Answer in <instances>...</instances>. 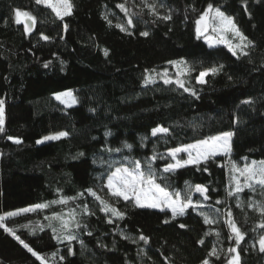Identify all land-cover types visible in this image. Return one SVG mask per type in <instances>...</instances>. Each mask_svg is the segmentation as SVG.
Masks as SVG:
<instances>
[{
	"label": "trees",
	"instance_id": "obj_1",
	"mask_svg": "<svg viewBox=\"0 0 264 264\" xmlns=\"http://www.w3.org/2000/svg\"><path fill=\"white\" fill-rule=\"evenodd\" d=\"M69 2L61 19L36 0H0V215L49 205L0 222V264H42L20 241L43 264H229L237 252L239 264H264V187L229 195L236 168L264 160V0ZM210 4L247 38L237 55L197 32ZM17 9L35 17L31 32L16 23ZM66 90L76 97L70 108L54 100ZM157 127L168 134L152 136ZM60 132L68 135L37 144ZM225 132L233 133L230 153L163 172L166 152ZM136 160L195 204V187L206 188L204 207L173 216L109 195L111 171ZM46 217L69 221L76 239H57L49 225L59 221ZM229 221L244 236L238 246Z\"/></svg>",
	"mask_w": 264,
	"mask_h": 264
},
{
	"label": "snow or ice",
	"instance_id": "obj_2",
	"mask_svg": "<svg viewBox=\"0 0 264 264\" xmlns=\"http://www.w3.org/2000/svg\"><path fill=\"white\" fill-rule=\"evenodd\" d=\"M37 4H44L47 7H51L52 10L56 13V15L63 19L64 15H70L72 4L69 2V0H61V5L63 7V12H61L56 5L52 4L50 0H36ZM119 7L123 8V5H119ZM155 7L154 5L152 6ZM210 13H213L212 20L218 22L219 27H214L213 31H233L237 37L240 38L241 41H245L247 38L239 31V29L236 27V25L233 22V19L230 16H227L223 11H221L220 8H214L213 5H209L207 11L200 17V20L197 21V32L200 33L201 28L199 25L204 23L206 21V18L209 16ZM15 18L16 23H21L22 18L26 21H31L32 24H35V17L32 16L28 12H22L21 10L17 9L15 10ZM170 18V17H168ZM132 22L129 21V24ZM67 26L65 25V28ZM205 27H207V24H205ZM122 31H124L123 28H121ZM30 27L28 25L25 26V32H29ZM142 35L147 36V32H143ZM43 39L47 40L48 37H42ZM249 43H251L249 41ZM229 51L232 52L233 55H236V52L232 49V47L229 45ZM107 55V53H105ZM175 63V62H173ZM47 66V65H46ZM218 70L213 68L209 69L205 72L200 73V77L198 78V82L203 83V77L206 76L209 72L212 74H215ZM166 76V73H165ZM151 80H146V83H151ZM165 84H170L172 81L170 79H164ZM180 87H184L183 83L177 81ZM187 91V89H185ZM63 95H66L68 97H72V93L68 92ZM57 99H60V96H57ZM74 102V98L73 101ZM245 103H250L249 101H246ZM4 123V101L0 100V131H3V125ZM168 129L163 127H157L152 130V136H157L158 134L167 135ZM68 133L66 132H60L56 136H48L45 137V140H53L58 139L63 136H67ZM233 133L231 132H225L221 134L220 136H214L208 139H203L198 141L195 144H189L187 146L178 147L175 149H172L169 151L168 155L172 158L175 163H169L163 168V172L170 173L175 171L176 169L186 166L188 164H199L202 160L206 161L209 157L215 156L218 154H228L231 152V137ZM16 143H20L19 140L15 141ZM43 141H38V143H42ZM125 148L131 149V145L125 144ZM110 151H120V149H114ZM184 152L187 153L189 159L188 160H181L177 159V154ZM157 157L153 156L151 157V160H155ZM119 164V162H117ZM108 167L111 169L113 165L111 163L108 164ZM147 171L142 170L141 162L131 161L130 166H125L123 164H120L119 166H116L114 168V171H111V173L107 177V185L106 187L109 189L111 194L114 197L123 198L125 201H128L129 199H133L135 201V204L141 208L143 207H151L156 208L160 207L161 205L167 204L170 208L173 216L176 215H183L185 210L189 207L192 208H199L201 205L199 204H193V201L190 197H186L185 200H180V193H169L165 187L161 186V184L157 183V177L155 173L152 171L151 163H147L146 165ZM239 171L240 176L244 178V185L241 186L239 183V180L236 179V187L235 192H229V195H234L236 193H239L243 191L245 187L252 188L253 184L260 185L261 187H264V160L256 162L252 161L251 164L245 165L241 169H237ZM164 179V178H161ZM145 186H147L148 192H151V202H147L148 196L145 191ZM195 191L204 195V199H208V196L206 195L207 189L197 185L195 187ZM92 195H95L92 193ZM173 196H175V199H173ZM99 199V197H96ZM64 200H60L59 203H64ZM52 203H57L56 201H53ZM104 207L101 208V210H110L113 212L115 216L118 218H123V213L115 208H108L107 205L104 204V201H100ZM219 203V201H217ZM49 205L46 204H37L33 208H25L21 209V212H31L35 209H44L48 207ZM161 210L163 211V208L161 207ZM87 206H85V212H87ZM18 213L16 212H9L6 215L7 216H15ZM71 215V214H70ZM231 215V213H229ZM5 219L4 216H0V221H3ZM46 219H55L59 221V228L54 227L52 224L49 225V227H52L53 232L57 233L56 238L67 240L68 242H71L72 240L76 239V236L72 234L70 228H69V221H65L61 219L60 217H52ZM205 221L207 223H211L212 221L208 220L207 217H205ZM167 222V221H166ZM111 223V221H109ZM229 226L232 228L233 232L236 236V242L237 246L239 243L244 239L243 234L240 232L238 228H236L235 223L233 221H229ZM0 227H3V224L0 223ZM77 227H79V224H77ZM180 227H184L183 224L180 225ZM261 227H264V224L261 225ZM8 230V229H6ZM66 233V234H65ZM19 239V237H17ZM140 239L146 240L145 237L141 236ZM25 248L28 249L29 252H32L34 256H36L37 259H40L43 264V259L40 257L36 252H34L26 243L23 241H20ZM203 243V241H201ZM261 248V251H264V237H261L259 241ZM71 251V249H69ZM230 251L236 252V249L233 248ZM55 255V254H53ZM63 259V258H62ZM234 260L236 264H239V253L237 252L236 257H234ZM204 264H208L207 261H204ZM229 264H233V261L230 260Z\"/></svg>",
	"mask_w": 264,
	"mask_h": 264
},
{
	"label": "rangeland",
	"instance_id": "obj_3",
	"mask_svg": "<svg viewBox=\"0 0 264 264\" xmlns=\"http://www.w3.org/2000/svg\"><path fill=\"white\" fill-rule=\"evenodd\" d=\"M152 3H154L155 2V0H150ZM50 2L52 3V4H54V5H56V7L61 11V12H63V7H62V5H61V0H50ZM155 4V3H154ZM46 6V5H45ZM49 8H51V7H49ZM52 9V8H51ZM54 12V11H53ZM54 14L56 15V13L54 12ZM212 15H213V13H212ZM64 16H66V15H64ZM14 17H15V15H14ZM15 20H16V18H15ZM24 22H25V20H23V18H22V24H24ZM205 24H207V27H205ZM214 27H219V25H218V22H216V21H213L212 22V18H210L209 19V17H208V19H206V21L203 23V26H202V30H201V34L203 35V37H204V42H205V44H207V46L209 47H215V46H219V45H222V46H224V47H226L227 48V50L229 51V45L232 47V49L236 52V55L238 54L237 53V50H241V47L244 45V42L243 41H241L240 40V38L239 37H237L236 35H235V33L233 32V31H213V28ZM229 52H231V51H229ZM232 53V52H231ZM181 68V71H185V68H184V66H181L180 67ZM165 75V74H164ZM200 76V75H199ZM205 77V76H204ZM204 77H203V80H204ZM163 78H165V76H163ZM166 79V78H165ZM68 92H70V93H72V97H68V96H66V95H63V94H65V93H68ZM57 96H60V99H57ZM1 95H0V99H1ZM73 98H74V102H72L73 101ZM54 100L56 101V102H58L59 104H63L65 107H67V108H70V107H72V106H74V105H76L77 103H76V97H75V93H73V91L71 90V91H69V90H66V91H61L60 93H57V94H55L54 95ZM59 133H52V135H47V136H44L43 138H41V140H39V141H43L42 143H48V142H52V141H56V140H60V139H63L64 137H66V136H63V137H60V138H58V139H53V140H45L44 138L45 137H48V136H56V135H58ZM218 136H220V135H218ZM214 137V136H213ZM232 140V139H231ZM197 143V142H196ZM37 144L38 145H41V143H38L37 142ZM191 144H195V143H191ZM185 146H187V145H185ZM182 147V146H181ZM168 153H169V151L168 152H166V154H165V156L166 157H168V158H170V160H171V163H175V161H173L172 160V158L168 155ZM224 156L225 154H218V155H215V156ZM211 157H213V156H211ZM177 159H181V160H188L189 159V157H188V155H187V153H184V152H181V153H179V154H177ZM203 161V160H202ZM188 165H192V164H188ZM246 165H249V164H246ZM187 166V165H186ZM244 167V166H243ZM243 167H241V168H243ZM241 168H236V170H235V172H236V175L233 177V182H234V186L236 187V179H241L242 178V176H240V173H239V171H237V169H241ZM234 178H236V179H234ZM239 183L241 184V186H243L244 185V182H241L240 180H239ZM106 185H107V182H106ZM105 185V186H106ZM253 186H254V184H253ZM107 188V187H106ZM107 190H108V194L109 195H112L111 194V192L109 191V189L107 188ZM145 191H146V193H147V196H148V200H147V202H151V192H148V189H147V186H145ZM95 193H96V195L98 196V197H100V198H102L103 199V195H102V193H101V191L97 188L96 189V191H95ZM197 194V195H200V198H201V201H198L197 202V204H199V205H201L202 207H204V205H203V201H205V199H204V195H202V194H200V193H198V192H196L195 190L193 191V194ZM113 196V195H112ZM123 199V198H122ZM173 199H175V196H173ZM130 200V199H129ZM134 203H135V201H134V198L133 199H131ZM180 200H185L184 198H182V197H180ZM193 204H195V203H193ZM108 206H111L110 205V203L108 202V204H107ZM35 205H33V206H30V207H26V208H33ZM139 207V206H138ZM161 207L163 208V209H166V210H169V211H171L170 210V208L168 207V205L167 204H164V205H161L160 207H156L155 209H160L161 210ZM141 208V207H140ZM146 208H151V207H146ZM23 209H25V208H23ZM21 209H15V210H12V211H8V212H2V214L0 215V216H4L5 217V219H8V218H12V217H14V216H7L6 214L7 213H9V212H16V213H18L17 215H15V216H18V215H23V213H27V212H21L20 211ZM4 219V220H5ZM0 222H2V221H0ZM228 224V223H227ZM230 230L233 232V230H232V228L230 227ZM234 233V232H233ZM232 261H233V264H236V262H235V260H234V258L232 259Z\"/></svg>",
	"mask_w": 264,
	"mask_h": 264
},
{
	"label": "water",
	"instance_id": "obj_4",
	"mask_svg": "<svg viewBox=\"0 0 264 264\" xmlns=\"http://www.w3.org/2000/svg\"><path fill=\"white\" fill-rule=\"evenodd\" d=\"M23 25H24V27H25L26 25H28V26L30 27V31H29V32L32 31V30H31V29H32V22H31V21H26V20H25V22H24Z\"/></svg>",
	"mask_w": 264,
	"mask_h": 264
}]
</instances>
